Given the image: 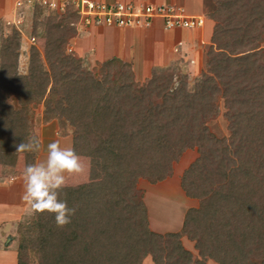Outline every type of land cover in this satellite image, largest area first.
I'll use <instances>...</instances> for the list:
<instances>
[{
    "label": "trees",
    "instance_id": "obj_1",
    "mask_svg": "<svg viewBox=\"0 0 264 264\" xmlns=\"http://www.w3.org/2000/svg\"><path fill=\"white\" fill-rule=\"evenodd\" d=\"M205 10L212 35L193 89L174 68H157L142 84L119 59L85 68L67 52L80 19L72 4L43 19L34 8L33 37L45 47L31 48L26 74L19 30L3 39L0 174L29 159L17 145L32 137V109L42 103L46 121L70 127L72 148L90 160L88 181L62 192L76 208L71 223L30 215L15 264H142L149 256L155 264H264V0H207ZM220 102L228 138L209 127ZM189 150L198 157L181 186L198 207L180 232L157 233L138 183L171 177Z\"/></svg>",
    "mask_w": 264,
    "mask_h": 264
},
{
    "label": "rangeland",
    "instance_id": "obj_2",
    "mask_svg": "<svg viewBox=\"0 0 264 264\" xmlns=\"http://www.w3.org/2000/svg\"><path fill=\"white\" fill-rule=\"evenodd\" d=\"M17 0H0V50L3 39L12 33L13 27L17 28L21 34V48H20V56H19V67L18 70L21 74H26L28 71L29 65V56L30 50L33 46L37 47L41 52L44 51L45 47V39L42 37H33V25H34V11L28 10L26 14V18L24 20L23 25H16L17 21V11L16 4ZM103 1V0H96ZM40 19L51 15L47 12H40ZM61 15V14H59ZM206 15V12H205ZM104 26H101L98 31L102 30ZM77 35L72 38L67 45L68 54L74 55L77 58L82 59V62L85 68L89 70H96L100 64L105 63L104 59L108 60V57H102L99 61H94V46L90 44L89 48H87L84 52H88L85 56H80L79 46L77 45V41L80 38L91 36L93 31H96L95 28L89 26H83L80 23V20L76 24ZM140 30V29H139ZM144 30V29H141ZM185 34V33H184ZM33 38L36 40L34 41ZM185 40V39H184ZM208 45H204L203 48L199 46L194 48L193 50H186L187 45L182 43L177 45L176 48L173 46L169 49L167 56L163 58L160 51H158L157 55H154L153 52L149 55V61L151 70L146 74H140L136 77V80L139 83H144L147 79L151 77L153 70L159 69H171L174 68L179 71L181 74H185L189 79V88L193 89L195 81L197 77H199L200 73L206 69V51L208 49ZM261 46L264 48V41L261 43ZM90 49V50H89ZM89 50V51H88ZM108 63V62H107ZM132 65L134 71V65L132 62H126ZM1 64V61H0ZM135 73V71H134ZM136 76V74H135ZM54 98V97H53ZM220 115L215 119L210 121L209 127L212 133L221 138H228L230 136V132L228 130V122L226 118L223 116L225 112V108L223 103L220 102ZM44 103L40 105H36L32 109V136H36L39 141L41 138L43 139L46 136V145L43 150L33 151L29 155V159L24 160V156H20L23 159V167H5L4 174L2 173L1 177L8 178L13 177L15 179L22 178L23 169L26 165L30 163H38L43 161L46 158V148L47 144L54 141L59 140L61 142V146L63 147H71L72 148V135L71 129L68 126H63L62 123H59L56 119L46 121L45 113H44ZM42 141V140H41ZM32 154V155H31ZM198 157V154L195 150H189L185 152V154L181 157L180 161L174 164V171L171 177L166 178V180L157 183L151 184L147 180H140L138 183V188L145 192V203L148 207L149 219L151 229L157 233H168V232H180L185 215L191 208L198 207V201L196 199L189 198L184 193L181 181L184 171L195 161ZM31 158V159H30ZM84 164L85 169L84 172L75 177L67 178V185H78L82 182H87L90 176V160L85 157H81ZM1 173V172H0ZM1 175V174H0ZM15 184H1L0 185V220L2 219V212L11 211L13 213V208H15V204L11 202V196L7 194L9 186H15ZM6 195V196H5ZM6 200V202H5ZM18 213V212H17ZM30 215L22 218L19 223L18 229L15 228V225L12 226L13 223H6L3 227V231L9 234L6 235L0 233V264H14L17 261V252L20 245V226L25 223ZM13 218V215H12ZM10 219V216L7 217V220ZM12 227V228H11ZM6 238V239H5ZM11 239V241H9ZM184 246L191 251L195 257L197 255V251H195L194 243L189 241L187 238L182 239ZM7 247H9L7 249ZM152 258L149 256L142 264H155L152 262ZM208 264H217L214 261L208 260Z\"/></svg>",
    "mask_w": 264,
    "mask_h": 264
},
{
    "label": "crops",
    "instance_id": "obj_3",
    "mask_svg": "<svg viewBox=\"0 0 264 264\" xmlns=\"http://www.w3.org/2000/svg\"><path fill=\"white\" fill-rule=\"evenodd\" d=\"M105 2H126V3H152V4H172L181 6L185 9L186 13L191 16H203L205 17L207 0H103ZM206 18V17H205ZM92 28H100L101 26H89ZM93 31L91 36L82 37L78 39L77 45L79 46L80 56H85L88 52H84L89 48L90 44L94 46V61H100L102 57L109 56L108 60L119 59L123 62H132L134 65V71L136 77L140 74H146L151 70L149 55L153 52L157 55L158 51L162 54L163 58L167 56L169 49L173 46L176 48L177 45L185 43L187 50H193L198 46L203 48L204 45H208L210 42V37L212 35V25L211 22H207L203 28L195 30H165L162 21H156L152 28L146 30L139 29H119V28H108L104 27L102 30ZM185 33V34H184ZM185 39V40H184ZM90 50V49H89ZM88 50V51H89ZM177 50V48H176ZM84 62V61H83ZM42 140V141H41ZM40 143V150H43L46 145V136L42 139ZM73 141V140H72ZM73 147V142H72ZM30 154V153H29ZM32 155V154H31ZM31 159V158H30ZM23 160V159H22ZM26 160V158L24 159ZM23 161L19 162L17 165L19 168L23 167ZM16 166V167H17ZM11 168L12 166H8ZM5 168V167H4ZM3 168V169H4ZM2 169V168H1ZM0 169V171H1ZM3 171V170H2ZM1 171V172H2ZM0 175V185L1 184H15V186H9L7 194L11 196V202L15 204L13 208V213L11 211L2 212V219L0 220V233L5 234L3 227L6 223H13L15 228L18 229L19 223L22 218L27 216L28 209L22 200V194L24 191V181L23 176L20 179H15L13 177H1ZM6 196V195H5ZM6 202V200H5ZM18 212V213H17ZM13 215V218H12ZM10 219L7 220V217ZM29 216V214H28ZM12 228V227H11ZM7 237L9 234H5ZM6 239V238H5ZM11 241V239L9 240ZM7 247L6 251L9 250ZM17 262V261H16ZM15 264V263H14Z\"/></svg>",
    "mask_w": 264,
    "mask_h": 264
},
{
    "label": "built area",
    "instance_id": "obj_4",
    "mask_svg": "<svg viewBox=\"0 0 264 264\" xmlns=\"http://www.w3.org/2000/svg\"><path fill=\"white\" fill-rule=\"evenodd\" d=\"M72 4L83 26L119 29H150L162 21L165 30H195L205 26L203 16L188 15L181 6L172 4L105 2L96 0H17V26L23 25L28 10L38 7L48 14H62ZM35 41L36 39L33 38Z\"/></svg>",
    "mask_w": 264,
    "mask_h": 264
},
{
    "label": "clouds",
    "instance_id": "obj_5",
    "mask_svg": "<svg viewBox=\"0 0 264 264\" xmlns=\"http://www.w3.org/2000/svg\"><path fill=\"white\" fill-rule=\"evenodd\" d=\"M41 143L34 135L27 142L17 145V152L39 150ZM46 158L38 163H30L23 169L24 191L22 200L29 215L48 213L54 216L57 227L71 223L76 213L66 199L61 198L68 177L79 176L85 164L81 156L71 147L61 146L59 140L47 144Z\"/></svg>",
    "mask_w": 264,
    "mask_h": 264
}]
</instances>
